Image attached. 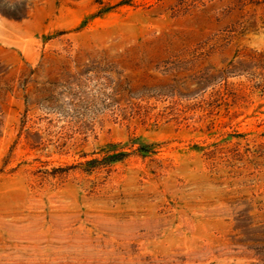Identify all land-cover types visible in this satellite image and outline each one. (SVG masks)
<instances>
[{
	"label": "rangeland",
	"instance_id": "374dc122",
	"mask_svg": "<svg viewBox=\"0 0 264 264\" xmlns=\"http://www.w3.org/2000/svg\"><path fill=\"white\" fill-rule=\"evenodd\" d=\"M0 264H264V0H0Z\"/></svg>",
	"mask_w": 264,
	"mask_h": 264
},
{
	"label": "trees",
	"instance_id": "16d2710c",
	"mask_svg": "<svg viewBox=\"0 0 264 264\" xmlns=\"http://www.w3.org/2000/svg\"><path fill=\"white\" fill-rule=\"evenodd\" d=\"M123 156H125V155H118V156H115V157H113V160H112V161H116V160L120 159L119 157H123Z\"/></svg>",
	"mask_w": 264,
	"mask_h": 264
}]
</instances>
